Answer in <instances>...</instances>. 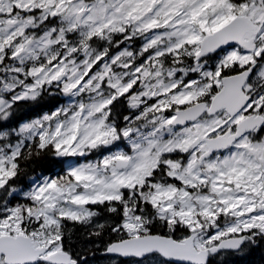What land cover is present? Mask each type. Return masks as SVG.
Returning a JSON list of instances; mask_svg holds the SVG:
<instances>
[{
  "label": "snow or ice",
  "instance_id": "obj_1",
  "mask_svg": "<svg viewBox=\"0 0 264 264\" xmlns=\"http://www.w3.org/2000/svg\"><path fill=\"white\" fill-rule=\"evenodd\" d=\"M44 96L63 102L14 119ZM256 249L264 0H0V264Z\"/></svg>",
  "mask_w": 264,
  "mask_h": 264
},
{
  "label": "trees",
  "instance_id": "obj_2",
  "mask_svg": "<svg viewBox=\"0 0 264 264\" xmlns=\"http://www.w3.org/2000/svg\"><path fill=\"white\" fill-rule=\"evenodd\" d=\"M60 97H42L36 104H21L16 110L14 119L15 120H25L34 117L45 111H50L52 108L58 106L62 103ZM62 162L55 160L54 158H45L39 161L34 166H30L26 176H22L20 183L26 184L27 177L31 176L33 172L39 175L41 173L57 174L62 171ZM227 264H264V249H256L255 251H247L240 255H230L226 257Z\"/></svg>",
  "mask_w": 264,
  "mask_h": 264
},
{
  "label": "rangeland",
  "instance_id": "obj_3",
  "mask_svg": "<svg viewBox=\"0 0 264 264\" xmlns=\"http://www.w3.org/2000/svg\"><path fill=\"white\" fill-rule=\"evenodd\" d=\"M102 264H109V262L108 261H103Z\"/></svg>",
  "mask_w": 264,
  "mask_h": 264
},
{
  "label": "flooded vegetation",
  "instance_id": "obj_4",
  "mask_svg": "<svg viewBox=\"0 0 264 264\" xmlns=\"http://www.w3.org/2000/svg\"><path fill=\"white\" fill-rule=\"evenodd\" d=\"M97 256H99V253L97 254Z\"/></svg>",
  "mask_w": 264,
  "mask_h": 264
}]
</instances>
